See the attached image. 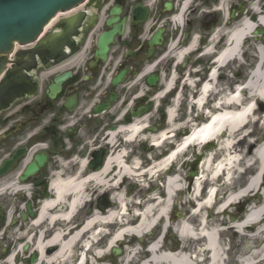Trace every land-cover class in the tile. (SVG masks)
<instances>
[{
    "label": "flooded vegetation",
    "instance_id": "1",
    "mask_svg": "<svg viewBox=\"0 0 264 264\" xmlns=\"http://www.w3.org/2000/svg\"><path fill=\"white\" fill-rule=\"evenodd\" d=\"M191 1L86 0L47 31L58 29L62 18L78 15L82 23L73 35L55 40L43 53H32L42 36L32 44L16 45L3 56L5 74L22 72L34 83L35 92H23L0 103V264H34L39 259L34 246L37 234L50 237L54 223L48 219L36 223V219L42 204L52 197L56 178L90 173L122 149L128 150L127 160H133L132 144L118 132L123 125L144 121L138 145L147 152L149 144L141 140L168 124L167 110L175 94L180 100L176 119H193L197 91L208 79L214 51L224 44L206 54L209 39L221 27L228 30L238 23L249 12L251 2L264 10V0H228L225 10L223 0ZM105 5L108 8L102 16ZM114 5L122 7L119 21L125 18L124 33L110 45L104 60L97 56L98 37L109 29L106 21ZM143 8L147 9L145 19L137 16ZM177 15L182 23L174 21ZM159 31L161 43L151 52V41ZM192 39H198L197 46L177 61L170 41H176L174 50L181 51ZM124 69H128L124 80L114 85L113 79ZM225 72H221V80ZM174 75L173 92L158 100ZM152 76H159L155 84L150 82ZM229 85L235 84L230 80ZM113 132L118 134L115 143L109 137ZM145 161L141 160L142 166L149 163ZM102 196L94 201L96 207L111 204V196ZM63 208L61 205L52 213ZM54 250L50 247L47 252Z\"/></svg>",
    "mask_w": 264,
    "mask_h": 264
},
{
    "label": "bare ground",
    "instance_id": "2",
    "mask_svg": "<svg viewBox=\"0 0 264 264\" xmlns=\"http://www.w3.org/2000/svg\"><path fill=\"white\" fill-rule=\"evenodd\" d=\"M228 2L230 1L223 0L224 10ZM257 6V3L251 6L254 23L248 17H244L238 23L231 25L228 30L227 27H221L215 32L214 39L208 41L205 52L212 54L224 42V39L216 38L221 35L227 37L225 46L214 51L216 59L212 62L208 79L197 91V97L193 102L192 107L196 111L204 110L205 122L198 124L196 119H190L184 126H177L175 99L168 111L171 131L167 129L151 136L152 142L161 147L169 137L174 136L176 130L186 127L188 132L175 142L177 147L173 150H176L169 158L158 156L154 159L153 166L143 168L139 159L128 161V150L122 149L110 154L104 167L98 172L85 175L81 173L63 179L58 177L53 181L52 197L42 204L36 223L48 219L54 223V226L51 228L50 237L46 238L42 233L37 234L34 246L39 252V259L34 264H90V259L93 260V264H98L96 261L102 262L106 259L111 249L121 246L129 239L132 241L136 236L144 239L147 233L154 232L160 223H163L161 235L168 226L170 209L176 202V196L184 191L180 170L168 166L173 158H177L175 161H178L192 147L198 148L206 144L219 147L217 154L213 152L207 154L200 165L199 173L194 177V190L191 192L193 196L189 203L193 201L195 209L190 211L191 215L188 218H180L178 223L174 221L184 241L197 240L195 250L191 251L189 245H183L180 247V253L162 251L158 237L149 244L152 252L137 250L136 244L131 248L132 242H130V247H126L121 253L122 255L126 251L122 264H227L228 248L222 241L223 230L234 229L241 235H246L247 229L254 230L249 238L255 239L257 244L249 246L251 249L264 241L262 238L264 237V192H262L263 199L258 195L264 186V138L263 135L257 136L258 132H263L261 125L260 128L257 126L261 121L264 125V44L259 42L255 47L257 62L245 87L236 88L235 85L222 82L219 77L221 72H225L233 64L239 63V67L242 65L247 43L250 38L256 37L254 34L256 26L264 28V10ZM58 19L55 18L54 22ZM174 21L182 23L181 16L177 15ZM198 42V39H192L187 49L176 51L177 61L193 51ZM176 45V41H173L170 50L176 49ZM174 80L175 75L167 82L164 93L170 91ZM231 81L235 84L239 79L233 77ZM208 107L210 110L207 109ZM143 122L136 120L130 125H123L118 132H123L127 142L132 144L139 140L145 130L146 125ZM117 135L116 132L110 133L111 143H115ZM144 137L148 138L150 135ZM222 154L224 157L219 160L218 156L221 157ZM253 170V174H250L244 183L245 174ZM111 173L113 176L109 178ZM145 175H149V178L166 175L162 192H159L164 197H157L155 193L159 184L154 181L150 184L142 182ZM127 178L138 179L136 183L138 190L134 192L132 200H128L124 193L116 191L122 186L119 184ZM223 180L225 186L221 188L220 193L224 196L218 201L217 186L221 185ZM211 183L214 184L207 185ZM100 190L115 191L110 199L112 206L107 209L96 207L73 226L74 220L79 219L81 211L86 207L89 194ZM254 192L256 194L252 195ZM140 200L144 205L142 218L136 226H127L128 223L124 222L123 218L128 220L131 217L130 211ZM243 201L257 205L247 211L239 222L232 218V222L226 227H222L223 222L215 223L213 216L207 217L202 214L203 210L217 206L218 211L215 214L219 217L227 213L230 207ZM61 205L65 206L63 210L52 213ZM119 219L122 223H119ZM84 246L90 248L87 250ZM50 247H55L52 253L47 252ZM242 262L245 264L244 260Z\"/></svg>",
    "mask_w": 264,
    "mask_h": 264
},
{
    "label": "rangeland",
    "instance_id": "3",
    "mask_svg": "<svg viewBox=\"0 0 264 264\" xmlns=\"http://www.w3.org/2000/svg\"><path fill=\"white\" fill-rule=\"evenodd\" d=\"M251 13H252L251 10H249V15ZM223 41L225 42V39ZM258 43H259V41L257 39H254L253 37L250 38V40L248 41V43L246 45L247 46L246 50H245L246 53L244 55V58L246 59L247 63L245 65L242 64L240 67L238 66L239 63L233 64L231 68L226 70V72H225L226 77L224 79H222V82H225L228 84L229 81L233 77H236V79H239L242 81L247 77V74H249V70L257 62V57H255L257 55L256 54L257 52L255 51V49H256L255 47L258 45ZM174 52H176V50L171 51V53H174ZM173 63L175 64V61ZM233 72H235V73L240 72V76L238 77L235 74L233 76ZM174 98H175V96H174ZM172 102L174 103V101L171 99V103ZM171 106H172V104H170L168 106V108L170 109ZM194 113L197 115L195 116ZM177 114H178V112L176 113V117L178 116ZM198 115H199V113H196L193 111V117L192 118H195L196 120H198V123H199V122L203 121V118L200 117V115L198 117ZM186 121H187V119H184L182 121L177 120L176 125L177 126H180V125L184 126ZM257 127L260 128V124ZM167 129L169 131H171V127H170L169 123L168 124L166 123V125H165L164 129H162V131L167 130ZM262 131L263 132H258L257 136L263 135V138H264V129H262ZM180 132H183V129H180L178 131L176 130L175 135L172 136L170 141L171 142H178L179 138H181V136H179ZM151 134H153V133H151ZM170 135H172V133H170ZM151 136H153V135H150V137ZM150 137H149V139H151ZM144 140H146V139L143 138V141ZM138 142L139 141L137 140L136 142H134L135 144L132 143V145H130V147L132 148L131 151L134 149L133 160H135V159L137 160L138 157H141V159L146 163L145 159L148 158L149 154H147V152L143 151V148L138 145ZM129 143H131V142H129ZM242 144L243 143L241 142L240 145H242ZM208 145H204L202 147L200 146L198 148L192 147L179 160V164L177 165V168H179L180 173L182 174L184 191L181 195L182 198L177 197L176 205L170 214V217H171L170 222H172V224L174 223V221L176 223H178V220L180 218H188L191 215L190 211L194 208V206H193V201H192V203H189V200L193 196L191 192L194 190V184H193L194 179H192V181H190L189 174L191 172H194L198 166H199L198 169H200V165H202V161L205 160L207 154H209L211 152L217 154L219 146L215 147L214 145H210V146H208ZM137 150H141V151H137ZM161 150L163 151L164 148L151 150V154H153V156L157 155V153L161 152ZM223 157H224V154H222L221 157L218 156V159L221 160ZM196 160H198V164H196ZM150 164H153L152 160L150 161ZM150 164L149 163L147 165L144 164V167L148 168L150 166ZM253 172H254V170L251 172L249 171L247 174H245L244 183L247 180L248 176L250 174H253ZM139 180H141V179H139ZM152 181H154L156 184L161 185V184H163L164 177L161 176V177H159V179H156V178L154 179V177H153ZM152 181L150 180L148 175H145V177L142 178V182L147 183V184H150V182H152ZM137 182H138V179L132 180V179L127 178L123 183L121 182L119 184V186L122 185L120 187V189H118V190L115 189V190L120 192V193H124L127 196L128 200H132L134 192H136V190H138L137 186H136ZM112 183H114V182H112ZM213 184L214 183L207 184V185L210 186ZM129 186H132L131 193H128ZM224 186H225V180H223L222 184L218 186L220 188V191H221V188ZM114 192L115 191H106V192L104 191L102 193H100V191L91 192L89 194V198L91 197V200L89 202H87L86 207L83 209L84 212H83V210L81 211L82 214L79 218L82 219L83 217H85V215H88L87 214L88 209H90V208L94 209L96 207V204H94V201H96L97 197H99L101 195H104V196H102L103 198L105 196H108V197L111 196L112 197ZM159 192H162V186H159L158 190L155 191V193H159ZM262 192H264V189ZM220 194H223V193H220ZM253 194H256V193L254 192ZM239 204H242V203H239ZM244 204H243V206L237 205V204L233 205L232 207H230L228 209L227 213H224V214L220 215L219 217H216V214H215L218 211L217 206L213 209H210V210H207V209L203 210L202 214L204 216H207V217L213 216L212 218H213L215 223H217V222L222 223L223 222L224 224H222V227H226L229 225V223L232 222V213H236L235 219H237V220L239 219L237 222H239L243 218V214L245 212V205ZM255 204L256 203H252V206H254ZM241 206H242V211L238 212L239 208L241 209ZM76 221H77V219L74 220L75 223H76ZM162 225H163V223H160V225L155 229L154 232H149L150 235H149V233H147L143 240H140V238H138V237H133V240L131 241L132 242L131 245L132 246H133V244H141L143 246L147 245L149 241L154 240L159 236V234L161 233V230H162ZM221 233H222V235H221L222 241H223V243H225V246L228 248L227 249L228 259L226 261L227 264H243L242 260L245 261V264H252L253 262H255V264H264V258L262 259L263 255H264V241L262 243H260L259 245H257L256 248L251 249L249 247L252 244H257V241L255 239H251V237L249 238L250 234L254 233V230H251V229L245 230L246 235H243V234L241 235V234L237 233L236 231H234V229L223 230ZM262 238H264V237H262ZM239 242L241 244L240 246H239ZM188 243L189 244H195L196 240L195 241L194 240H186V241L182 240V242H180L177 234L174 231V229L169 228L167 238L165 239L166 248L169 246H172V248H178L179 249L182 244H188ZM119 247L125 249L127 247L126 241H124V243ZM105 249H106V247H104V250ZM125 255H126V251H124L122 255H119L117 257H113L111 254V250H110L107 254L106 259H104L102 262L96 261V263H98V264H122V259H123V257H125ZM90 261H91L90 264H93V260L90 259ZM203 264H205V263H203Z\"/></svg>",
    "mask_w": 264,
    "mask_h": 264
},
{
    "label": "water",
    "instance_id": "4",
    "mask_svg": "<svg viewBox=\"0 0 264 264\" xmlns=\"http://www.w3.org/2000/svg\"><path fill=\"white\" fill-rule=\"evenodd\" d=\"M83 0H0V55L9 52L15 41L20 43H30L34 41L41 33L44 26L56 15L58 11H66L76 6ZM141 7L138 5L136 11ZM122 7L119 5L111 9L110 17L107 19V25L112 27L110 30L103 32L98 39L97 55L106 59L110 44L115 41L116 35H121L124 31L125 18L122 22L120 20V13ZM147 9L143 8L141 19H145ZM56 18V17H55ZM54 18V20H55ZM54 20L49 24H53ZM81 22V17L73 15L63 19L60 24V30L46 36L36 49L32 51L43 53L46 49L52 46L53 40L64 39L65 37L74 34V29L78 27ZM263 34L264 30L257 29L255 34ZM161 35L159 31L157 37L151 41V52L154 45L161 43L158 39ZM3 56H0V73L4 66L2 63ZM125 71L121 72L114 80V84H118L124 77ZM159 79L158 76L150 78L151 84H155ZM33 86L32 81L27 76L23 77L22 72L10 70L3 81L0 83V103L10 102L13 98L19 96L24 91H29ZM34 89H32L33 91ZM101 166L96 169H100ZM29 171L33 168L30 166ZM35 169V168H34ZM193 173V175H195ZM131 188H129L130 192ZM121 253L120 249L114 248L113 255L117 256Z\"/></svg>",
    "mask_w": 264,
    "mask_h": 264
}]
</instances>
